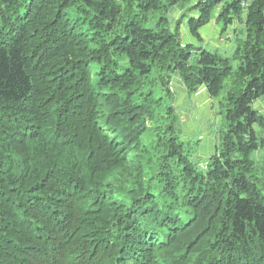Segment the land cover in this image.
Listing matches in <instances>:
<instances>
[{
  "label": "trees",
  "instance_id": "obj_1",
  "mask_svg": "<svg viewBox=\"0 0 264 264\" xmlns=\"http://www.w3.org/2000/svg\"><path fill=\"white\" fill-rule=\"evenodd\" d=\"M0 264H264V0H0Z\"/></svg>",
  "mask_w": 264,
  "mask_h": 264
},
{
  "label": "rangeland",
  "instance_id": "obj_2",
  "mask_svg": "<svg viewBox=\"0 0 264 264\" xmlns=\"http://www.w3.org/2000/svg\"><path fill=\"white\" fill-rule=\"evenodd\" d=\"M174 14L179 15V11L176 10ZM214 24L215 23L213 22L210 27H206L204 30L207 29L209 33L211 32V35H214L216 31ZM204 34L206 36V33ZM184 37L186 40H193L190 36L189 30L184 32ZM170 87L173 88V90H178V96L183 91L182 87L175 86L174 83H172ZM257 106L262 107L259 102L257 103ZM177 107L181 115L184 133H189L188 135L190 138L196 136L203 137V144L198 148L197 153L201 158H207L208 155L212 154L213 151L211 150L216 141L215 134L220 120L219 113L221 111L218 101L211 98L205 90L198 96L194 97L192 101H189V99L184 96L182 102ZM197 131L201 132V134H198ZM200 163H202V167L206 166L204 161Z\"/></svg>",
  "mask_w": 264,
  "mask_h": 264
},
{
  "label": "bare ground",
  "instance_id": "obj_3",
  "mask_svg": "<svg viewBox=\"0 0 264 264\" xmlns=\"http://www.w3.org/2000/svg\"><path fill=\"white\" fill-rule=\"evenodd\" d=\"M208 92V91H207ZM58 235V234H57ZM59 236V235H58ZM63 237V236H62ZM64 238V237H63ZM62 239V238H61ZM58 241V240H57ZM63 247V246H62ZM64 248V247H63ZM30 256V255H29ZM103 257V256H102ZM32 260H34L33 258H32Z\"/></svg>",
  "mask_w": 264,
  "mask_h": 264
}]
</instances>
